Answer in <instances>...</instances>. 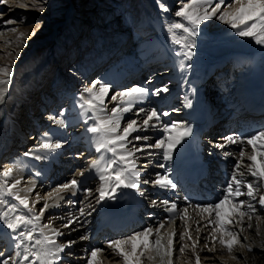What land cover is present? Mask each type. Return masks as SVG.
Returning a JSON list of instances; mask_svg holds the SVG:
<instances>
[{
	"label": "bare ground",
	"instance_id": "bare-ground-1",
	"mask_svg": "<svg viewBox=\"0 0 264 264\" xmlns=\"http://www.w3.org/2000/svg\"><path fill=\"white\" fill-rule=\"evenodd\" d=\"M31 1L33 0H4L2 3L4 9L0 10V69L7 68L9 70L7 76L0 75V80H7L6 84H0V89L5 90L4 98L0 100V167H8L13 164L17 166L13 173V179H20L21 184L15 191L22 196L28 195L30 204L35 200L37 193L46 198L35 204L34 211L41 208L45 202L53 205L41 217V224L50 223L53 228L64 233L62 236L53 237L58 243L66 244L69 241H75L70 249H65V253L70 254H61L62 264H87L90 250L95 248L105 249L104 252L97 255L96 264H123V260L116 250L108 247L109 241L126 238L145 227L152 226L155 228L161 222L165 223V227L160 230L164 244L167 243L168 234L174 228L178 238L179 232L184 230L185 221H182L178 214L166 211L167 206L161 204L160 201L175 202L179 209H183L186 205L180 201L176 191L163 190L153 187L151 184L149 187H143V179H155L156 173L172 174L171 162L165 168L157 166L161 164V150L158 149H151L150 151L153 152L151 156L144 153L136 154L139 157V165H147V171L153 168L147 176H144L145 172H141L139 185L141 191L133 190L138 199V206L143 203L145 204L143 209H147L145 216H143V223H139L117 236H111L106 231L100 232L101 225L100 227L95 226L98 210L115 208L125 200V197H129V194L128 188H121L115 193L114 199L106 198L99 201L98 189L101 182L97 172L88 169V161L98 154L92 152V147L87 146L82 141L87 136L85 128L88 125L83 123L85 117L77 106L79 95L94 80L105 82L110 86V91L105 99L106 107L110 110L115 106L114 102H109L111 96L120 91L136 85L148 89L166 85L168 88L166 94L161 93L160 96L149 94L144 99L143 104H137L132 111L125 113L124 119L127 120L131 117L142 121L143 114L140 117L133 116L136 109L139 107L156 108L160 111L170 112L169 116L162 117L163 121L180 122L183 128L190 120L189 113L184 108L188 107L186 105L189 101L190 103L193 101L195 104L193 100L195 90L205 86L207 81L204 80L203 83L200 81L204 71H210L213 66L217 65L214 68H217L218 75H220L218 80L222 82L226 79L232 83H237L234 91L240 89L250 84L247 77V65L250 62L253 67L252 76L260 74L264 77V46L256 44L250 38L235 35L234 30L228 25L213 18L201 26L203 31L195 37L196 48L193 49V58L191 61H185V66L181 68L182 57L176 55L177 46L172 44L170 34L167 31L168 24L180 19L174 16V12L180 6L178 2L174 4L173 8H170L169 1L172 0H162L169 8V12L165 13L160 10L157 0H133L132 3L121 0L118 5L122 11L125 9L126 12L113 22L117 34L112 33L109 36V44L98 40L97 35L93 33L95 39L93 48V45L91 46L93 39L85 35L86 32L80 28L81 26L77 29V23H74L73 30L58 40L61 51H59V56L53 59L46 56L38 57L36 55L37 46L42 50V48L49 46L48 39L57 40L60 34L57 24L53 21L55 17L44 13L40 16H32V21L35 22L31 24H23L19 21L5 23L6 18L13 20L17 14L24 15L25 12H28L31 9L29 7ZM228 2L229 0H225V4ZM80 3V8H82V1ZM129 11L138 17L135 25L128 21L127 13ZM64 14L66 15L64 24L68 25L74 13H72L71 8L67 7ZM36 25H39V28ZM40 30L42 32L51 30L50 36L44 39H36V34ZM89 33L92 36L91 32ZM127 36L128 40L125 41ZM80 39L83 40L84 45L80 44ZM163 42L169 46V51L173 54L171 56L175 58L177 69L181 73L177 80L172 79L175 71L164 76L170 72V69L166 65L167 61L161 60L163 55H157ZM123 44L126 50L118 54L116 46ZM73 49H76L75 52ZM106 49L110 51L109 59L106 63H101L102 53L100 52L106 51ZM75 57L79 58L81 62L77 66L73 65L71 70H68L69 75L67 76L65 75L67 65ZM119 58H125L127 64L137 66L144 72L142 77H136L129 67L121 71V68L125 67L120 68L117 63ZM225 58L227 60L220 66L218 59L220 61V59ZM187 65H191V67ZM127 72L131 74H127ZM75 74H79V76L77 77ZM154 76L157 78H153ZM120 78L122 79L119 80ZM77 81H80L79 84L82 85L75 89ZM230 89L233 91L232 87ZM213 93L214 91L207 94V97L213 98V101L219 103L220 99H217ZM63 98L66 99L63 100ZM236 99L240 100V97L237 96ZM60 101L67 102L61 106ZM173 109H178V111H171ZM61 112H63L62 117L60 116ZM49 116H54L56 119L49 120ZM60 119H63V124L58 122ZM121 126H124L123 122ZM45 133L48 136H45ZM228 133V130H224L209 136L216 140L217 145L223 144L227 148V141H224V136ZM132 135H148L151 137L148 143H154L157 138L163 135V132L157 128H150L148 132L140 131ZM57 139L63 144L62 148L55 151L41 150L36 152V149L45 140L54 142ZM129 139L131 140V137ZM143 143V141H133L128 147L131 149L133 144L143 145ZM241 147H245V145L234 144V151L228 155L231 164L230 174H232L233 166L239 158ZM26 152H34L42 157H44L42 153L46 154L47 163L44 162L46 169L44 175L32 177L34 173L36 174L39 170L42 171L43 159L37 160L33 156H26ZM52 153L53 155H51ZM250 153L251 146H247L244 164L251 163L247 160V155ZM6 158L9 159L5 162ZM51 168L53 170L49 172ZM81 171H84L83 176L80 175ZM73 179L82 181L81 189L63 190L57 196L54 190L59 185ZM245 179L253 178L245 176ZM28 188H32L34 191L27 193L25 190ZM84 189H91V193H85ZM49 192L53 193V198H47ZM261 193L264 194V189L261 190ZM0 199L6 202L0 204V212L5 210L8 203H16L2 190H0ZM240 199L247 200L248 198L240 197ZM152 201L157 202L155 206L152 205ZM253 204L255 205V212H249L244 217L242 225L232 228L237 233V243L233 245L231 253L219 243L221 237L219 231L213 232L214 223L204 227L208 224L207 214L198 215L194 209L189 208L186 224L192 239L189 240L185 237L179 243L174 241V248L178 249L181 244H187L188 247L183 254L174 251L173 264H196L197 255L200 257V264H264V207L256 204L255 201ZM81 211H83V215H81ZM23 213L24 210L20 209V214ZM248 216H251V220L248 219ZM170 217L175 218V224H171ZM72 220L77 221L73 225L75 230H72L71 227H63L65 223ZM197 221L200 225L199 232L196 231ZM241 227L243 231H240ZM84 236L87 239H81ZM213 236L216 237L214 243ZM223 238L225 240L230 239L227 236ZM154 239L155 236H153ZM13 243L8 230L0 224V250H4L6 255L11 254ZM193 243L196 244L195 249L191 247ZM205 244L208 245L207 248L204 247ZM152 255L155 256V253ZM166 261L167 258H165V264ZM143 264H160V259L159 257L152 261L144 259Z\"/></svg>",
	"mask_w": 264,
	"mask_h": 264
},
{
	"label": "snow or ice",
	"instance_id": "snow-or-ice-1",
	"mask_svg": "<svg viewBox=\"0 0 264 264\" xmlns=\"http://www.w3.org/2000/svg\"><path fill=\"white\" fill-rule=\"evenodd\" d=\"M4 2V0H0ZM160 10L167 13L169 8L162 0H157ZM180 5L174 12L175 17L179 20H174L167 26V31L170 34L172 44L177 46L176 55L182 57L180 67L185 66V61H191L194 55L193 49L196 48L195 37L203 31L202 25L216 18L223 24L228 25L234 30L235 35L243 38H250L258 45L264 46V0H229L225 4V0H178ZM32 7L43 13L45 7L42 0H33ZM5 23H13L6 21ZM39 28V25H36ZM35 35V33H33ZM191 67V65H187ZM8 69H0V75L7 76ZM7 80H0V84H6ZM150 83V81H149ZM110 91V86L94 80L90 86H86L78 98V107L81 109L85 119L83 123L88 125L85 132L89 135V140L98 154L96 159L88 166V169L95 170L100 180L99 201L114 199L115 193L121 188H132L137 191L140 189L141 172L147 171V165H139V157L137 153H144L147 156L153 155L151 149L161 150L165 160H173V153L177 146L181 144L184 138L191 135L190 129L183 127L180 122L169 121L165 122L162 117L169 116V111H160L156 108L146 109L139 107L133 112L134 117H140L143 114V119L138 120L129 117L124 119V114L132 111L137 104H143L144 99L149 95L160 96L161 93H167V86L148 89L147 87L136 85L129 89L120 91L111 96L109 102H114L115 106L110 110L106 107L105 99ZM5 90L0 89V100L4 98ZM119 98V100H118ZM186 106H190V101ZM171 111H178L173 109ZM63 116V112L60 113ZM49 120H55L56 117L49 116ZM91 121V123H89ZM63 124V119L58 121ZM123 122V127L121 126ZM150 128H157L163 132V135L155 140L154 143H148L151 139L148 135H136L135 132H148ZM45 136H48L45 133ZM131 137V140L129 139ZM232 144H242L239 151V158L233 166V172L225 187L221 189L218 199L213 203L208 204H192L190 201L186 203L183 209H179L175 202L169 200L160 201L161 204L167 206L166 211L178 214L182 221H185L183 231L179 232L174 228L168 234L167 243L162 242L161 229L165 227V223L161 222L157 227H145L139 232L132 235L109 241L108 247L116 250L122 258L123 264H143L144 259L152 261L159 257L160 264H173L172 256L174 251L183 254L188 247L187 244H181L180 247L174 248L175 243H179L187 237L192 239L188 232L186 221L188 219V209L191 207L198 215L207 214L208 227L210 224H215L213 232L219 231V243L228 249L231 253L233 245L237 243V233L232 230L237 225L243 224V219L249 212H255V205L264 207V194L261 190L264 189V128L253 132L251 135L237 139L233 136L224 138ZM133 141H143V145L133 144L129 149L128 145ZM251 146V153L247 155V160L251 163L244 164L246 156V147ZM63 147L61 142H51L45 140L36 149V152L55 151ZM216 148L224 149L225 145H215ZM26 156H33L35 159H45L34 152H26ZM225 155H230L225 152ZM259 157V160H258ZM164 168V165H157ZM243 168V170H242ZM15 164L8 167H0V190L7 193L16 203H8L3 212H0V224L5 229L14 241L12 245V253L5 254L4 250H0V264H62L61 254L65 253V249H70L75 241L58 243L53 237L64 235L58 229L52 227L50 223L41 224V217L45 211L53 206L45 202L41 208L34 211L35 204L46 199L39 193L36 194L35 200L30 204L28 195H21L15 191L21 184L20 179H13V173L16 171ZM86 169V170H88ZM81 176L84 171H81ZM245 176H251L253 179H245ZM144 184H151L153 187H158L163 190H175L177 184L168 174H155V179H143ZM82 181L73 179L59 185L54 191L59 196L63 190L81 189ZM107 186V187H106ZM27 193L34 191L32 188L25 190ZM85 193L90 194L91 189H84ZM240 197H247V200H242ZM47 198H53V193H47ZM6 202L0 199V204ZM156 201H152V205H156ZM20 209L24 210L20 214ZM81 211V215H83ZM214 217V219H213ZM78 219V218H77ZM251 220V216H248ZM171 224H175V218H169ZM76 220L68 221L63 225L65 228H72ZM179 227V226H177ZM251 227V225H249ZM45 229L48 231L46 232ZM196 231H200L199 221H197ZM243 231V228H240ZM50 233V234H49ZM153 236L155 239L153 240ZM229 237L225 240L223 237ZM81 239H87L86 236ZM213 243L216 237L213 236ZM195 249L196 244L191 246ZM204 247H208L207 244ZM105 249H91L87 264H96V257ZM251 251V248H249ZM155 253V256L152 255ZM196 264H200L199 255L196 256Z\"/></svg>",
	"mask_w": 264,
	"mask_h": 264
},
{
	"label": "rangeland",
	"instance_id": "rangeland-1",
	"mask_svg": "<svg viewBox=\"0 0 264 264\" xmlns=\"http://www.w3.org/2000/svg\"><path fill=\"white\" fill-rule=\"evenodd\" d=\"M80 1H82V4H83L82 8H80L81 7ZM120 1L121 0H42L43 6L45 7V11L43 13L39 12L34 7H32L33 1H31L32 3L29 6L31 9L28 12H25L24 15L17 14L16 16L13 17V20L12 18H6L5 20L6 21L10 20L13 22L19 21V22H22L23 24H31L35 22V21H32L33 20L32 16L34 15L40 16L41 14L46 13L49 16L55 17L53 21L54 23L57 24L59 28L58 30L60 32V34L57 37V40L48 39L47 43L49 44V46L42 48V50H40L39 46H37L36 48L37 49L36 55L38 57L46 56V57H49L50 59H53L54 57L59 56L61 52L60 45L58 44V40H61L62 36L66 35L71 30H73L74 23H77V27L75 26L77 29L79 28V26H81L80 28L85 30L86 32L85 35H88L87 37L93 39L91 43V46L93 45V48H94V43H95L93 42L95 41L94 34L97 35L98 40L105 41L106 44H109L110 43L108 40L110 38L109 36L112 35V33H115V30H116L113 25V22L115 20H118L120 15L126 12L125 9L122 11L121 7L118 5V2ZM126 1L130 3L133 2V0H126ZM169 2H170L169 3L170 8H173L174 4H177L178 1L172 0ZM2 3L3 2H0V10L4 9V7H2L3 6ZM67 7H69V9L71 8L72 13L74 14H72L73 17L71 16L72 18H70V22L68 23V25H65L64 19L66 15L64 14V12ZM127 15L129 16L128 17L129 23H133L135 25L136 21L138 20L137 15H135L132 11H129ZM50 31L51 30L42 32V30H40L36 34V39L37 38L38 39L48 38L50 36L49 34ZM89 32H91L92 36H90ZM116 34L117 33H115V35ZM143 36H145V34H143ZM80 44L84 45L82 39H80ZM75 50L76 49H73V52H75ZM71 61H72L71 63L69 61L67 68H66L67 71H65V75L67 76L69 75L68 70L70 71L71 70L70 68H72L73 65L77 66L81 62L80 59L76 57L75 59H72ZM75 75H77V77L79 76V74H75ZM63 80L65 81V78H63ZM79 82L80 81H77L76 83L77 86L75 85V89H78L81 87L82 84H79ZM64 99L66 98H63V100ZM66 102L67 101L65 102L60 101L61 106L65 105ZM8 159L9 158H6L4 161L6 162Z\"/></svg>",
	"mask_w": 264,
	"mask_h": 264
}]
</instances>
